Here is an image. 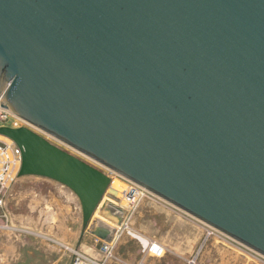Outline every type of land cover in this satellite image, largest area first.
Wrapping results in <instances>:
<instances>
[{
  "label": "water",
  "instance_id": "water-1",
  "mask_svg": "<svg viewBox=\"0 0 264 264\" xmlns=\"http://www.w3.org/2000/svg\"><path fill=\"white\" fill-rule=\"evenodd\" d=\"M3 106L264 254V0H0ZM19 177L78 198L82 235L113 178L0 127Z\"/></svg>",
  "mask_w": 264,
  "mask_h": 264
},
{
  "label": "rangeland",
  "instance_id": "rangeland-1",
  "mask_svg": "<svg viewBox=\"0 0 264 264\" xmlns=\"http://www.w3.org/2000/svg\"><path fill=\"white\" fill-rule=\"evenodd\" d=\"M70 152L79 156L72 151ZM49 181L46 178L37 176L21 177L11 187L7 199V209L14 223H17L16 225L19 226V223L34 226L51 224V210L50 207H47L50 201L49 198H46L51 193L47 189L52 187L53 191H56L60 188L52 182L49 184ZM126 185L124 179L117 178L112 182L103 201L121 199L122 191ZM59 193L61 192L59 191ZM46 194H48L46 197L40 196ZM155 195L157 194L154 193ZM110 196H114V198L111 199ZM54 198L56 199L52 196L53 201ZM57 198H59V201L61 200L60 197ZM177 208L176 205L159 195L144 198L129 222V229L126 228L119 237L114 250L116 258L111 261V264H136L140 260L143 241L139 236L131 234L130 231L145 237L148 241L154 239L166 248L163 256H150V264H186V259L192 258L199 251L197 264H264V262L251 257L248 253H244L233 247V245L221 241L215 235L206 238L205 226L201 222L192 220L184 211ZM95 215L98 216V213ZM59 217L62 220L61 223L67 221L66 218H70L66 212L60 214ZM94 219L92 229L99 227ZM62 232L64 241H70L66 235H69L71 230L63 228L59 234L61 235ZM78 232L79 229L76 233ZM88 234L90 233L82 235V242L90 245L94 244L92 246L97 247V253L101 252L102 242L98 239L95 240ZM75 240H78L76 236ZM76 248L81 250L79 247ZM63 249L66 251L65 257H63L69 263V255L71 254L65 247Z\"/></svg>",
  "mask_w": 264,
  "mask_h": 264
},
{
  "label": "built area",
  "instance_id": "built-area-1",
  "mask_svg": "<svg viewBox=\"0 0 264 264\" xmlns=\"http://www.w3.org/2000/svg\"><path fill=\"white\" fill-rule=\"evenodd\" d=\"M3 103V99L0 98V127L29 128L51 143L61 147L62 149L78 154L79 157L83 160L109 174L113 178V181L117 180V178L125 180L127 185L122 191L121 199H117V201L116 199H107L106 201H103L100 208L95 213H98V216H94L96 225L98 226L100 224L98 228L100 230L106 231L107 233H110L111 235L109 240L100 239V241L102 242L101 252L93 256L77 248L70 247L61 243L63 247H65L72 255L71 264H111V261L116 258L114 255V250L116 249V246L118 244V239L126 228L129 229V222L140 202L144 198H149L150 196L156 197L157 195L154 196V193L152 191L148 190L141 184L125 178L123 175L115 172L99 160L73 148L68 143L64 142L48 130L18 116L10 108L3 106ZM21 164L22 151L20 147L10 138L0 135V232H33L27 228L17 226L11 218L10 213L7 209L8 195L10 193L11 187L19 178ZM110 197L111 199L114 198V196ZM177 209L184 211L185 214H187L192 220L201 222L205 226L207 232L206 238L215 235L221 241L229 243L238 250L244 253H248L251 257L264 262L263 253L247 246L246 244L222 232L216 227L189 214L185 210L179 207ZM118 216H121V218L123 219L120 229H117L114 223L108 221V218L114 221V219H116ZM165 251L166 248L160 245L158 241L149 239V241H147L146 243H142V256L136 264H150V256H163ZM199 252H197V254H195L192 258L186 259V264H197Z\"/></svg>",
  "mask_w": 264,
  "mask_h": 264
},
{
  "label": "crops",
  "instance_id": "crops-1",
  "mask_svg": "<svg viewBox=\"0 0 264 264\" xmlns=\"http://www.w3.org/2000/svg\"><path fill=\"white\" fill-rule=\"evenodd\" d=\"M47 180L49 181L50 179ZM50 182L57 185L60 189L53 191V188L50 187L47 191L49 192L50 190L49 193L51 194L40 196L46 197L48 195L46 198H49L50 201L47 207H50L51 210V224L34 226L19 223V226H23L33 232H22L23 234H17L12 231L0 232V264H71L72 255H69V263L66 262L64 258L66 251H64L61 243L74 248L79 247L82 251L93 256L97 254V247L92 246L94 244L90 245L82 242L81 238L84 236L81 234L82 212L77 196L64 185L53 180H50L49 184H51ZM52 196L56 197L54 201L52 200ZM57 197H60L61 200L59 201ZM63 212H66L70 217L66 218L67 221L63 218L65 225L64 222L61 223L62 220L59 217ZM62 227L66 230H71V233L66 235L70 241H64L63 232L61 235L59 234L60 230H63ZM78 229L79 232L76 233ZM88 235L95 238V240H100L92 234ZM75 236L78 239L77 241L75 240ZM78 243L81 244L79 245Z\"/></svg>",
  "mask_w": 264,
  "mask_h": 264
},
{
  "label": "bare ground",
  "instance_id": "bare-ground-1",
  "mask_svg": "<svg viewBox=\"0 0 264 264\" xmlns=\"http://www.w3.org/2000/svg\"><path fill=\"white\" fill-rule=\"evenodd\" d=\"M108 221L114 223V225L117 227V229H120L121 226H122L123 219L121 218V216H118L116 219H114V221L110 220V218H108ZM130 233L139 236L144 243H146L148 241V239H146L143 236H140V235L136 234L134 231H130Z\"/></svg>",
  "mask_w": 264,
  "mask_h": 264
},
{
  "label": "flooded vegetation",
  "instance_id": "flooded-vegetation-1",
  "mask_svg": "<svg viewBox=\"0 0 264 264\" xmlns=\"http://www.w3.org/2000/svg\"><path fill=\"white\" fill-rule=\"evenodd\" d=\"M103 231V230H102ZM104 232H106V231H104ZM107 233V232H106Z\"/></svg>",
  "mask_w": 264,
  "mask_h": 264
}]
</instances>
